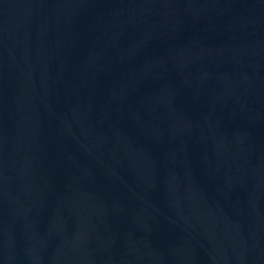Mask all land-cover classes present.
I'll list each match as a JSON object with an SVG mask.
<instances>
[{"label":"water","instance_id":"1","mask_svg":"<svg viewBox=\"0 0 264 264\" xmlns=\"http://www.w3.org/2000/svg\"><path fill=\"white\" fill-rule=\"evenodd\" d=\"M0 264H264V0H0Z\"/></svg>","mask_w":264,"mask_h":264}]
</instances>
